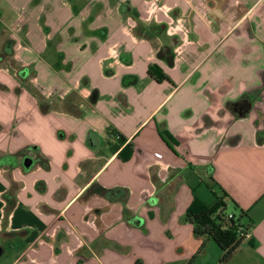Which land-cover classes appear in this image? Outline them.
Returning <instances> with one entry per match:
<instances>
[{"label": "crops", "instance_id": "1", "mask_svg": "<svg viewBox=\"0 0 264 264\" xmlns=\"http://www.w3.org/2000/svg\"><path fill=\"white\" fill-rule=\"evenodd\" d=\"M206 179L264 264V0H0V264H214Z\"/></svg>", "mask_w": 264, "mask_h": 264}, {"label": "trees", "instance_id": "2", "mask_svg": "<svg viewBox=\"0 0 264 264\" xmlns=\"http://www.w3.org/2000/svg\"><path fill=\"white\" fill-rule=\"evenodd\" d=\"M146 32L148 31L146 30ZM148 73L158 82L171 81L170 77L157 64H152ZM160 133L167 142L173 140L168 132L161 131ZM119 136L120 142L126 141L124 136ZM258 141L261 143L263 137L259 136ZM123 152L128 153L127 155L122 154V159H128L133 153V146L127 144ZM219 186L221 195L213 204H207L197 195L194 197L185 212V221L193 225L195 236L213 240L221 250V260H224L246 237L251 217L247 209L242 208L226 189ZM100 191L112 199L111 190L101 189ZM231 213L232 216H230Z\"/></svg>", "mask_w": 264, "mask_h": 264}, {"label": "rangeland", "instance_id": "3", "mask_svg": "<svg viewBox=\"0 0 264 264\" xmlns=\"http://www.w3.org/2000/svg\"><path fill=\"white\" fill-rule=\"evenodd\" d=\"M206 183H204V184H201L200 186H198L197 187V193H200V194H202V195H204V193L206 192H208V194H209V196L212 198V199H215V200H217L218 198H216V195L213 193V190L212 189H214V185L212 184V182L211 181H208L207 179H206V181H205ZM212 246L213 247H210V248H213L212 249V252H213V254H218V255H220L221 254V250H220V248L218 247V245L213 241L212 243ZM217 248V249H216ZM218 250V251H217ZM209 260V256L208 255H206V256H204V259H203V261H204V263L206 262V261H208ZM215 261V259H213V263L214 264H227L226 263V261H223V260H217L216 262H214Z\"/></svg>", "mask_w": 264, "mask_h": 264}, {"label": "water", "instance_id": "4", "mask_svg": "<svg viewBox=\"0 0 264 264\" xmlns=\"http://www.w3.org/2000/svg\"><path fill=\"white\" fill-rule=\"evenodd\" d=\"M251 107H252V104L250 100L247 98H244L235 103L234 109L240 116H244L250 111ZM28 163H31V161L29 160Z\"/></svg>", "mask_w": 264, "mask_h": 264}, {"label": "built area", "instance_id": "5", "mask_svg": "<svg viewBox=\"0 0 264 264\" xmlns=\"http://www.w3.org/2000/svg\"><path fill=\"white\" fill-rule=\"evenodd\" d=\"M184 25L181 22V19H177L175 22L174 20H171L169 23H167V30L169 33H176L178 30H183ZM185 30V29H184ZM118 139H120V136H117ZM232 216V213L230 214Z\"/></svg>", "mask_w": 264, "mask_h": 264}]
</instances>
